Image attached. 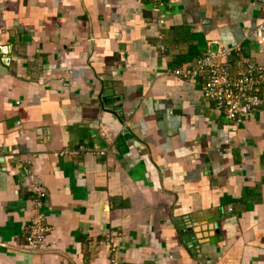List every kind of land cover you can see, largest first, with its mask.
Segmentation results:
<instances>
[{"label":"crops","instance_id":"1","mask_svg":"<svg viewBox=\"0 0 264 264\" xmlns=\"http://www.w3.org/2000/svg\"><path fill=\"white\" fill-rule=\"evenodd\" d=\"M163 1L0 0V264H264V104L227 121L175 73L264 65V0Z\"/></svg>","mask_w":264,"mask_h":264},{"label":"built area","instance_id":"2","mask_svg":"<svg viewBox=\"0 0 264 264\" xmlns=\"http://www.w3.org/2000/svg\"><path fill=\"white\" fill-rule=\"evenodd\" d=\"M159 10L158 23L163 25L167 13L162 9L163 0H152ZM257 40L264 49V21L256 27ZM208 50L194 62L178 68L175 73L196 81L205 77L204 96L214 103L216 110L230 122L241 123L250 113L264 104V65L248 60L236 70L231 69L230 57L239 52L240 47L219 46ZM38 203L45 193L39 192ZM51 226L43 212H36L26 235L25 248L40 252L47 248ZM106 264H119L110 257Z\"/></svg>","mask_w":264,"mask_h":264},{"label":"water","instance_id":"3","mask_svg":"<svg viewBox=\"0 0 264 264\" xmlns=\"http://www.w3.org/2000/svg\"><path fill=\"white\" fill-rule=\"evenodd\" d=\"M2 50L0 49V52ZM4 53H7L6 49L4 48ZM107 95V93L105 94ZM119 99V98H118ZM117 99V100H118ZM124 136H125V139H131L133 138L132 134L128 131V130H125L124 131ZM184 230V239L185 241L188 243V245L190 246H193L194 244L197 245L198 244V239L196 237V234H195V230L193 229V227H188L186 228L185 226L182 228Z\"/></svg>","mask_w":264,"mask_h":264}]
</instances>
